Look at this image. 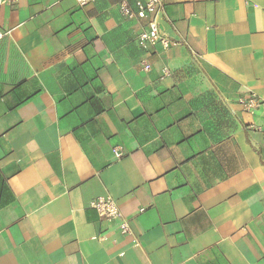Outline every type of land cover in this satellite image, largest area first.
<instances>
[{
  "label": "crops",
  "instance_id": "crops-1",
  "mask_svg": "<svg viewBox=\"0 0 264 264\" xmlns=\"http://www.w3.org/2000/svg\"><path fill=\"white\" fill-rule=\"evenodd\" d=\"M123 1L0 7V264H264V0Z\"/></svg>",
  "mask_w": 264,
  "mask_h": 264
},
{
  "label": "built area",
  "instance_id": "built-area-1",
  "mask_svg": "<svg viewBox=\"0 0 264 264\" xmlns=\"http://www.w3.org/2000/svg\"><path fill=\"white\" fill-rule=\"evenodd\" d=\"M95 0H75L78 7L82 8ZM11 0H0V7L10 3ZM136 12H133L127 5L125 1L121 2L119 5V11L121 15L130 20L135 17L144 18L146 15L154 13L156 15L163 14V4L162 0H138L135 2ZM5 36V32L0 29V40ZM139 43L147 42L150 45L159 44L162 48L166 49L175 43L169 40L166 36L161 34L158 30L157 23L155 19H151L148 24L146 30H144L138 36ZM143 69L145 71L149 70V65L143 62ZM164 75H167L168 72L164 70ZM242 111L253 113L260 111L264 116V100L257 98L254 94H250V96L241 101L240 103ZM113 155L116 159L121 158L123 156L120 149H114ZM90 208L95 211L97 216L107 223H116L118 232L125 237H131L132 232L129 226L128 219L123 215L120 208L118 207L115 200H113L110 196L101 197L90 204ZM143 210H140L142 212ZM100 242H104L106 240L103 234L99 235L97 238Z\"/></svg>",
  "mask_w": 264,
  "mask_h": 264
}]
</instances>
